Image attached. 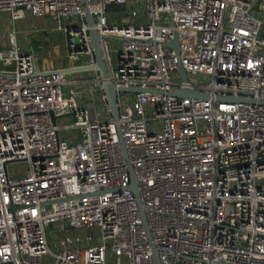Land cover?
<instances>
[{
  "label": "built area",
  "instance_id": "2783aa9c",
  "mask_svg": "<svg viewBox=\"0 0 264 264\" xmlns=\"http://www.w3.org/2000/svg\"><path fill=\"white\" fill-rule=\"evenodd\" d=\"M86 10L106 79L59 71L94 65ZM0 13L49 18L68 62L38 68L15 31L0 45V264H264V0H0ZM103 81L145 91L117 90L115 121Z\"/></svg>",
  "mask_w": 264,
  "mask_h": 264
},
{
  "label": "rangeland",
  "instance_id": "374dc122",
  "mask_svg": "<svg viewBox=\"0 0 264 264\" xmlns=\"http://www.w3.org/2000/svg\"><path fill=\"white\" fill-rule=\"evenodd\" d=\"M108 11L113 12L114 16L123 21L130 22L125 17V7L119 5H110ZM71 21V19H69ZM67 20L63 19L62 24L66 25ZM56 25L49 18L35 19L29 17L25 21L17 22L14 26L10 25L6 13H0V45L8 43V36L12 31L16 33V39L26 48L32 49L35 55V63L38 68L52 69L67 65L66 49L64 45L63 32L55 29ZM112 48L111 40H109ZM82 61L85 57H82ZM78 74H88L87 71L76 72ZM71 73L68 76L70 77ZM67 76V77H68ZM127 92H124L126 94ZM66 138L71 137L74 143L79 140L77 130L66 133ZM56 236L53 235V239Z\"/></svg>",
  "mask_w": 264,
  "mask_h": 264
},
{
  "label": "water",
  "instance_id": "95a60500",
  "mask_svg": "<svg viewBox=\"0 0 264 264\" xmlns=\"http://www.w3.org/2000/svg\"><path fill=\"white\" fill-rule=\"evenodd\" d=\"M85 21L88 24V26H90V28L88 29V33L91 39V45H92V49H93V56H94V65H82V66H75V67H71V68H63L60 69L59 71L65 74H71V73H76V72H83V71H93L95 70L99 76L102 79H106L107 78V71H106V67L102 58V54L100 51V46H99V34L98 32L92 28L91 26L93 25V18L92 15L90 14V12L88 10H86L85 12ZM74 42L75 45H78V38L75 37L74 38ZM167 46H171L175 52L177 53V49H178V42H177V37L176 35H174V39L171 40L170 42H168L166 44ZM177 71L180 73L182 80H186V75L184 70L182 69L181 65L178 64L177 66ZM53 71H47L46 73H50ZM102 89L103 92L106 96L107 99V103L111 112V116L113 118V120H117L118 119V109L116 106V92L117 90L119 91H127V92H141V91H145V89L142 88H116L112 83L108 82V81H103L102 82ZM172 94L178 97H195V98H201V99H207L208 95L206 93H198L196 91H193L191 89L188 88H182V89H178L175 91H172ZM219 99H225V100H230V101H235V100H244L243 98H236V97H223V96H219ZM116 130L120 139V143L124 149L123 146V140H122V135H121V131H120V127L118 124H116ZM124 154L126 155L125 151ZM129 175H130V183L127 185V189L130 190L135 196H137V188H136V176L132 170V167L129 166ZM138 202V206H139V211L141 214V218L143 221V224L145 227H147V223H146V219H145V215H144V210L142 208V205L140 203L139 200H137ZM156 254V253H155Z\"/></svg>",
  "mask_w": 264,
  "mask_h": 264
}]
</instances>
